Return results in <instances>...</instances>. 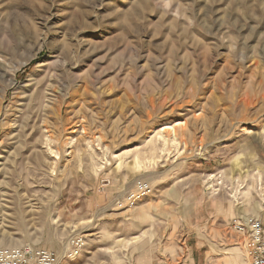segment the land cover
I'll return each instance as SVG.
<instances>
[{"label":"rangeland","instance_id":"1","mask_svg":"<svg viewBox=\"0 0 264 264\" xmlns=\"http://www.w3.org/2000/svg\"><path fill=\"white\" fill-rule=\"evenodd\" d=\"M257 217L264 0H0V248L247 264Z\"/></svg>","mask_w":264,"mask_h":264},{"label":"built area","instance_id":"2","mask_svg":"<svg viewBox=\"0 0 264 264\" xmlns=\"http://www.w3.org/2000/svg\"><path fill=\"white\" fill-rule=\"evenodd\" d=\"M152 193L149 183L138 180L136 193L129 196V202L141 201ZM231 230L243 238L242 248L247 264H264V220L246 218L235 221ZM0 264H60L52 252L35 246L20 248H0Z\"/></svg>","mask_w":264,"mask_h":264},{"label":"bare ground","instance_id":"3","mask_svg":"<svg viewBox=\"0 0 264 264\" xmlns=\"http://www.w3.org/2000/svg\"><path fill=\"white\" fill-rule=\"evenodd\" d=\"M219 30V29H218ZM204 39V38H203ZM202 39V40H203ZM206 40V39H205ZM205 40H203V41H205ZM177 125H179V124H177ZM166 129H168V130H170L171 131V133L173 134V138H174V141L176 142V140H177V137H176V130H175V126H168V127H165L162 131H166ZM236 167H238V166H236ZM227 208V210L225 211L226 213H225V215L227 216V215H230V214H232L233 213V208L229 205L228 207H226ZM224 215V216H225ZM256 219H259V217H257ZM239 249H233V250H231L230 251V253L231 254H233L234 256H236L237 258H240L241 257V253H240V251H238ZM60 261V260H59ZM240 261H241V263H242V260H241V258H240ZM240 263V264H241ZM138 264H144L142 261H140ZM231 264H239L238 263V261L237 260H235L234 262H232Z\"/></svg>","mask_w":264,"mask_h":264},{"label":"crops","instance_id":"4","mask_svg":"<svg viewBox=\"0 0 264 264\" xmlns=\"http://www.w3.org/2000/svg\"><path fill=\"white\" fill-rule=\"evenodd\" d=\"M205 247V244L202 243L201 241L197 242L195 247H194V254L198 257H200L201 260H206L208 256H205V254H208L206 252H203V249ZM195 257V256H194ZM196 261L194 262V264Z\"/></svg>","mask_w":264,"mask_h":264}]
</instances>
